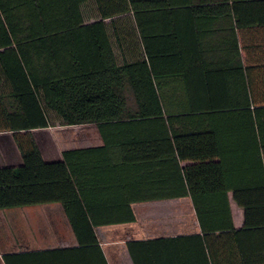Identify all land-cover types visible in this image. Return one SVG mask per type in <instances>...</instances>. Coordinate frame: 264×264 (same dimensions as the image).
<instances>
[{
  "label": "trees",
  "instance_id": "obj_1",
  "mask_svg": "<svg viewBox=\"0 0 264 264\" xmlns=\"http://www.w3.org/2000/svg\"><path fill=\"white\" fill-rule=\"evenodd\" d=\"M223 10V11H217ZM235 19L208 42V18ZM264 0H0V210L60 204L77 246L5 264H109L101 226L190 198L201 233L132 239L134 264H264ZM96 125L102 144L45 157L35 132ZM242 225L235 223L234 206Z\"/></svg>",
  "mask_w": 264,
  "mask_h": 264
},
{
  "label": "crops",
  "instance_id": "obj_2",
  "mask_svg": "<svg viewBox=\"0 0 264 264\" xmlns=\"http://www.w3.org/2000/svg\"><path fill=\"white\" fill-rule=\"evenodd\" d=\"M234 19V17L231 19L229 15L217 16L215 20L208 18L205 22L207 29L216 30V32L207 34L208 42L216 43L230 38V32L227 30L235 25ZM236 33L240 46L243 43H248L254 46L261 45L264 49V28L251 29L246 33H242V30L237 28ZM243 56L245 60L264 61V52L252 53L249 56L244 52ZM100 144H102V139L99 135V142L96 145ZM58 158H61V153L56 159ZM176 201L189 203L191 214L189 218L184 217L185 221L181 220L182 231H176L178 228L177 217L171 219L169 213L168 219L162 220L156 214L158 208ZM134 210L137 217L135 222L101 226L97 229L100 245L109 264H134L126 245L129 240L201 233L190 198L139 202L134 204ZM235 223L238 227L242 225V222H238L236 217ZM75 246H77V240L60 204L0 210V264H5L3 260L5 252L18 253Z\"/></svg>",
  "mask_w": 264,
  "mask_h": 264
},
{
  "label": "rangeland",
  "instance_id": "obj_3",
  "mask_svg": "<svg viewBox=\"0 0 264 264\" xmlns=\"http://www.w3.org/2000/svg\"><path fill=\"white\" fill-rule=\"evenodd\" d=\"M35 135L45 157L49 160L56 159L64 149L96 145L99 142V132L94 124L75 126L57 124L54 127L36 131ZM20 162V153L12 135L10 133H0V165H16ZM233 206L237 221L242 222L241 210L237 209L235 205ZM169 213L171 219L177 217L178 228L176 231H182L181 220L185 221L184 217L189 218L191 214L189 203L176 201L156 210L157 217L162 220H167Z\"/></svg>",
  "mask_w": 264,
  "mask_h": 264
}]
</instances>
